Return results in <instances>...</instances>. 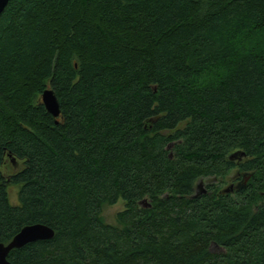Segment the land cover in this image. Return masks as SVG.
<instances>
[{
  "label": "trees",
  "instance_id": "trees-1",
  "mask_svg": "<svg viewBox=\"0 0 264 264\" xmlns=\"http://www.w3.org/2000/svg\"><path fill=\"white\" fill-rule=\"evenodd\" d=\"M233 170L229 197H194L198 179ZM34 223L54 237L11 262L264 264V0H10L0 242Z\"/></svg>",
  "mask_w": 264,
  "mask_h": 264
},
{
  "label": "water",
  "instance_id": "water-1",
  "mask_svg": "<svg viewBox=\"0 0 264 264\" xmlns=\"http://www.w3.org/2000/svg\"><path fill=\"white\" fill-rule=\"evenodd\" d=\"M9 1L10 0H0V16L4 12ZM41 100L47 112H49L55 119L60 117L61 104L58 96L51 87H48L43 91ZM172 145L173 143H170L169 147ZM244 155V151H236L230 155V159L240 160ZM11 161L15 162V159H11ZM249 178L250 175L245 174L243 177V184H246ZM199 186L201 185L199 184L198 187ZM199 194V191H197L196 194H194V197H197ZM141 204L146 207L151 205L146 198L141 201ZM54 235V229L43 223H34L24 226L9 243L5 244L0 242V264H15L8 259L9 254L13 249L22 248L29 243L39 240H50Z\"/></svg>",
  "mask_w": 264,
  "mask_h": 264
},
{
  "label": "flooded vegetation",
  "instance_id": "flooded-vegetation-1",
  "mask_svg": "<svg viewBox=\"0 0 264 264\" xmlns=\"http://www.w3.org/2000/svg\"><path fill=\"white\" fill-rule=\"evenodd\" d=\"M245 175V174H244ZM242 181V173L237 170L229 171L223 177L217 176H206L201 177L196 182L193 194H196L199 191V195L207 197H229L230 194H233ZM201 185L198 187V185ZM211 248H220L218 245L214 244Z\"/></svg>",
  "mask_w": 264,
  "mask_h": 264
},
{
  "label": "rangeland",
  "instance_id": "rangeland-1",
  "mask_svg": "<svg viewBox=\"0 0 264 264\" xmlns=\"http://www.w3.org/2000/svg\"><path fill=\"white\" fill-rule=\"evenodd\" d=\"M12 169H18L19 164L18 162L9 161ZM10 199L13 203H17V187H10ZM124 209V202L122 200L118 201L114 205H107L103 210V216L108 222L115 223L116 222V215L119 211ZM213 251H220L221 248H212Z\"/></svg>",
  "mask_w": 264,
  "mask_h": 264
}]
</instances>
